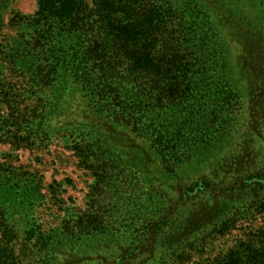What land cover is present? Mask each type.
<instances>
[{"label":"trees","instance_id":"trees-1","mask_svg":"<svg viewBox=\"0 0 264 264\" xmlns=\"http://www.w3.org/2000/svg\"><path fill=\"white\" fill-rule=\"evenodd\" d=\"M15 24L38 104L6 119V136H60L95 177L89 208L46 228L42 179L0 171V230L16 205L33 264H192L207 240L264 214V169L223 157L245 100L248 125L264 129V0H40ZM76 91L85 119L54 126ZM257 237L204 264H264ZM11 240L0 264H19Z\"/></svg>","mask_w":264,"mask_h":264},{"label":"rangeland","instance_id":"rangeland-1","mask_svg":"<svg viewBox=\"0 0 264 264\" xmlns=\"http://www.w3.org/2000/svg\"><path fill=\"white\" fill-rule=\"evenodd\" d=\"M39 1L2 0L0 4L2 18L0 31V105L2 106L0 171L8 172L17 169L28 176L32 173L42 179L46 200L35 208L34 218L49 228L61 224L68 209L79 212L89 208L95 177L90 171L81 167L75 152L60 136L50 143L48 141L40 143L39 139L20 142L17 138L6 136L5 120L13 119V115H20V113L29 117L38 104V96L31 92V76L23 71L19 64L20 58L15 56L16 52L12 48L18 36L16 20L20 16L35 15L39 9ZM228 42L233 58L231 61L237 64L241 46L230 37ZM16 60L19 61L16 63ZM247 103L248 101L245 100L242 104L244 110L241 112L240 131L236 142L223 154V157L229 164H233L237 158L241 157L246 160L245 163L247 161L250 163L253 170H263L264 129L255 131L248 125L250 117ZM64 106V111L54 116L52 122L54 126L60 127L68 122H79L85 119L87 111L80 91L67 97ZM15 108L22 110L16 112ZM213 169L209 167L206 174L211 175L217 182H222L225 173L221 172L219 178H216L212 175ZM10 208L14 216H9L3 231L0 230V238L12 236L11 241L14 242L19 264H33L32 247L26 243V234L20 221V211L16 205ZM7 225H10L8 232L5 230ZM13 225H15L14 228ZM261 230L264 231V214L257 215L249 222L238 224V228L226 235L207 240L203 248L204 252L197 251L192 264H204L209 258L213 259L220 254H227L241 239H258L257 234Z\"/></svg>","mask_w":264,"mask_h":264}]
</instances>
